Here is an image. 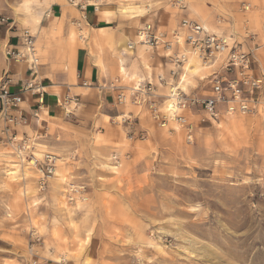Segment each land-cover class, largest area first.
Returning <instances> with one entry per match:
<instances>
[{
  "label": "rangeland",
  "instance_id": "rangeland-1",
  "mask_svg": "<svg viewBox=\"0 0 264 264\" xmlns=\"http://www.w3.org/2000/svg\"><path fill=\"white\" fill-rule=\"evenodd\" d=\"M1 1L13 12L23 0ZM176 1L188 19L254 55L264 76V0H111L131 42L146 22L161 30L178 23ZM68 24L77 40L85 34L79 12ZM109 54L73 114L35 140L36 167L0 145V264H264V106L203 124L186 112L188 143L158 127L147 107L118 105L116 91L100 88L118 79L127 94L137 81L154 84L168 76V61L144 48L122 65ZM209 75L192 59L180 87L201 95ZM157 94L164 111L167 89ZM45 154L56 168L41 190ZM69 186L76 192L66 197Z\"/></svg>",
  "mask_w": 264,
  "mask_h": 264
},
{
  "label": "built area",
  "instance_id": "built-area-1",
  "mask_svg": "<svg viewBox=\"0 0 264 264\" xmlns=\"http://www.w3.org/2000/svg\"><path fill=\"white\" fill-rule=\"evenodd\" d=\"M107 1L67 0V4L76 9L81 20L85 21L86 12L89 9L96 13L107 4ZM173 7L181 12L186 9V5L181 1H176ZM8 22V19L0 17L2 25L8 26ZM71 26L79 28L80 24L74 21L71 22ZM136 45L162 54L172 68L168 78L158 75L154 84L137 81L127 90V94L124 92V87L118 85V79L100 88L116 91L115 101L118 105L129 101L132 105L147 107L152 121L158 127L167 130L168 133L182 132L188 143L192 142V125L186 112L198 115V123L203 124L215 123L220 117L233 114L251 115L260 106H264V79H257L252 75L250 54L245 53L239 46L230 44L228 39L209 33L194 20L182 18L178 28L169 34L159 31L152 23H145L138 29L136 41L128 45V48L134 50ZM5 56L12 62L28 60L32 66H37L35 41L28 30L22 34L20 48L6 50ZM192 57H197L202 68L210 71L207 95H189L177 86L181 75H184L185 67L189 64L188 60ZM9 83L10 80L5 78L0 81V145L9 147L16 156L19 155L20 158L31 161L34 157L32 151L35 140L44 138L46 133L44 131L35 138L16 133L15 129L25 126L26 122L18 110L22 98L9 91ZM90 86L86 82L81 84L83 89ZM160 88L167 89L165 95L167 105L164 104V111H161L156 102L159 98L157 91ZM28 90H32V85H26L24 92ZM34 91L40 94L39 89ZM60 102L64 116L68 118L77 109L79 98L67 89ZM41 106L42 99L39 97L38 108L34 113L36 118ZM221 107H223L222 111ZM55 168L56 157L45 154L39 165L41 175L37 184L41 190L53 176ZM74 192H76L75 189H72L70 193Z\"/></svg>",
  "mask_w": 264,
  "mask_h": 264
},
{
  "label": "crops",
  "instance_id": "crops-1",
  "mask_svg": "<svg viewBox=\"0 0 264 264\" xmlns=\"http://www.w3.org/2000/svg\"><path fill=\"white\" fill-rule=\"evenodd\" d=\"M1 2L0 0V17L8 19L9 22L8 26L0 23V81L3 78L9 79V91L22 98L18 110L24 117L26 125L15 129L19 135H26L29 138L34 134L41 135V131L50 125L51 130L56 129L57 125L54 123L62 121L64 116L60 101L65 91L69 89L72 95L81 97L84 95L82 83L90 85L99 83L100 72L97 64L100 62L103 65L104 59L110 58L109 51H116L118 64L122 65L126 57L132 56L134 51H140L142 48L136 45L134 51H128V45L132 42L125 37L120 25L118 7L113 5L114 2L111 0L96 13L86 12L85 34L78 36L82 37V40L78 39L80 43L83 42L82 44H79L76 32L68 24L69 20L76 19L78 11L68 7L67 0H43L42 4L37 0H23L15 3L13 12L10 10L13 6L2 5ZM124 10L128 9H121L122 14H125ZM186 16L188 15L185 13L181 14L180 20ZM180 20L165 30H161L156 22L146 23H152L159 31L169 34L178 28ZM202 26L207 30L203 24ZM25 30L34 37L38 57V64L35 67L28 60L12 62L5 56L6 50L20 48ZM137 31L133 42L136 41ZM102 35L106 38L102 39ZM106 41L105 46L108 44L112 48L107 46V49L103 46ZM85 42L88 43V47L82 46ZM94 42L99 44L94 45ZM154 53L162 57L160 52ZM250 57L252 75L257 79H264L259 70L258 59L254 55ZM113 66L117 68L116 63ZM123 70L121 66L119 73ZM165 75L168 77L167 72ZM193 78H187L190 85ZM110 80L112 78L102 83ZM26 85H32V90L24 92ZM33 88L39 89L40 94ZM208 92L202 94L207 95ZM39 97L42 99V108L38 110L36 118L34 113L38 108ZM222 109L223 107L221 111Z\"/></svg>",
  "mask_w": 264,
  "mask_h": 264
},
{
  "label": "bare ground",
  "instance_id": "bare-ground-1",
  "mask_svg": "<svg viewBox=\"0 0 264 264\" xmlns=\"http://www.w3.org/2000/svg\"><path fill=\"white\" fill-rule=\"evenodd\" d=\"M103 7H104V6H102L101 8H103ZM101 8H100V9H101ZM100 9H99V10H100ZM125 12H126V11L124 10V13H125ZM78 39H79V40H82V37H79ZM82 43H83V42H82ZM195 58H197V57H192V58H190V59L188 60V62H190L192 59H195ZM197 59H198V58H197ZM187 67H188V65L185 67V69H186ZM184 77H185L184 75H181V77H180V79H179V81H178V83H177V86H178V87H180L179 84L181 83V80H182ZM178 87H177V88H178ZM180 89H182V87H180ZM174 90H175V89H174ZM166 105H167V102H166ZM19 157H20V156H19ZM30 163L32 164L33 167H36V160L31 159ZM11 173H12V172H11ZM53 178H54V179H53ZM53 178H51V181H53V182L56 181V182H57V178H59V177H58V175L56 174ZM54 183H55V182H54ZM56 188L58 189V187H56ZM72 189H74L73 186H69V187H68V189H67V191H66V197H67V192L70 193V192L72 191Z\"/></svg>",
  "mask_w": 264,
  "mask_h": 264
}]
</instances>
